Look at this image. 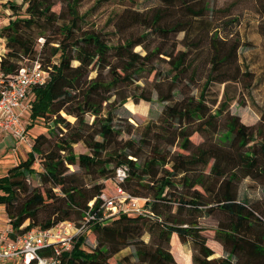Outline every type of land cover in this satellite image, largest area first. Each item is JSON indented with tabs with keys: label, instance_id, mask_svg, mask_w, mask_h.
Masks as SVG:
<instances>
[{
	"label": "trees",
	"instance_id": "trees-1",
	"mask_svg": "<svg viewBox=\"0 0 264 264\" xmlns=\"http://www.w3.org/2000/svg\"><path fill=\"white\" fill-rule=\"evenodd\" d=\"M27 4L26 16H17L11 19L9 24L2 28L1 36L6 39L7 53L2 59V68L6 74L16 73L23 65L25 58L33 59L36 51V39H44L42 51L50 47V58H59V63L50 62V80L47 84L34 87L36 98L33 102L31 113V125L39 119H52L56 126L60 123L71 127L59 111L63 105L76 102V91L83 90V100L67 109V114L75 115L78 128H73L71 134L61 141H54L55 132L49 136L41 134L35 139L32 150L27 158L18 165L9 169L7 175L0 177V205L5 207L12 225L15 238L34 227L50 228L62 221L79 222L88 203L94 197L103 192L102 185H96L90 191L82 190L76 184H69L67 164H78L90 169L100 171L102 178L108 179L109 174L115 172L118 167L128 168V177L123 187L132 195L150 197L151 209L154 215L162 222L151 218L136 216H121L103 226L95 225L94 233L98 235L99 244L92 252L85 248L86 237H81L73 250L64 254V261L67 264H108V257L117 254L127 247L135 238L143 236L145 228H153L157 234L155 239L156 249L141 254L143 263L148 264H172L175 263L169 246L173 234L177 233L183 243L193 241L197 243L199 254L194 258V264H264V211L255 206L247 198H238V183L243 177H251L260 180L264 177V121L257 126H249L242 123L240 117L228 115L226 131L219 134L218 118L222 117L223 109L212 113L206 103L205 92L212 83H227L230 81L239 82L241 69L239 66L238 51L240 41L230 42L215 34L209 39L211 49L210 71L201 92L199 99L186 98L177 103L168 104L164 109L165 122L169 125H178L179 133L173 135V140H179L180 149L187 151V154L177 153L169 159L155 146L151 148L150 155L142 162L141 146L136 147L134 140H128L126 146L119 153L112 152L115 149L114 138L121 135L120 131L112 125L110 115L101 121V129L97 133L100 141L89 140L85 128L89 127L85 115L91 113L96 117L95 123L101 119L102 104H97L91 98L95 93L105 87L99 82L98 77L92 81L88 88H80V79L88 75L92 70L99 72L110 67L121 69V73L113 71L111 86L131 83L137 74L147 70L146 60L153 51L148 50L146 56L135 52V48L143 43L148 37L144 33L136 36L126 37L123 42L110 45L107 42V35L101 32H82V24L86 15L80 14V4L83 0H65L69 16L67 23L59 24L60 17L54 12L52 0H23ZM165 5L172 6L181 4L194 18L204 15L207 9L194 10L191 8V0H161ZM11 9L17 15L21 6L11 4ZM136 14L133 15L135 21ZM164 17L155 14L151 18L149 28L156 26L157 32L164 36L186 32L187 25L183 23L172 27L158 26ZM118 22L114 27L118 31ZM59 26V37L49 35L50 27ZM188 32L185 34V41L188 40ZM187 50L180 51L175 56L172 52H161L170 58L172 71L175 79L192 67L186 62L189 58L191 48L184 45ZM158 51V50H157ZM116 56L119 63L112 64L111 57ZM34 60V59H33ZM78 61L79 65L74 67L72 62ZM152 71L154 69H151ZM168 97L163 101L172 100ZM145 101H150L143 98ZM93 101V102H92ZM264 117V114H263ZM203 136L218 133L216 142L208 139L200 145H194L192 137L195 134ZM84 141L91 149L92 154L77 155L74 152V145ZM129 148V149H128ZM107 152V157L103 153ZM64 152V154H63ZM240 152L243 159L247 161L249 173L243 177L236 165V153ZM40 161L42 171L35 167ZM169 168H165L169 163ZM197 166L211 168L209 174L190 175ZM159 167H164V174L155 178ZM40 173L42 182L45 185L51 184L44 193L37 189H31L29 180ZM179 184L182 192L178 190ZM200 186L205 193H201L195 187ZM60 191V194L57 193ZM23 193L24 200H20ZM176 204V205H174ZM20 205V206H19ZM176 206L177 212L172 213ZM187 206V207H186ZM201 207H205L202 210ZM175 208V207H174ZM188 208V209H186ZM44 209H51L48 218H40ZM187 216L183 219L185 212ZM212 215L216 212L224 214L227 222H222L215 231V239L219 241L227 256L213 258L214 251L207 246V239L200 235L201 230L197 227L193 217L196 214ZM261 213V215H260ZM44 217L46 215H43ZM28 221V223H26ZM151 222L152 224H150ZM184 225H188L185 227ZM91 235V234H90Z\"/></svg>",
	"mask_w": 264,
	"mask_h": 264
},
{
	"label": "rangeland",
	"instance_id": "rangeland-1",
	"mask_svg": "<svg viewBox=\"0 0 264 264\" xmlns=\"http://www.w3.org/2000/svg\"><path fill=\"white\" fill-rule=\"evenodd\" d=\"M23 0H8L3 4V10L6 18L12 19L17 16L27 17L26 7L23 5ZM54 5V12L60 17L59 24L67 23L68 7L65 0H52ZM11 4L21 6L17 15ZM191 8L194 10L207 9L204 15L199 18H194L192 14L186 11L181 4L167 6L161 0H83L80 4V14L86 15V19L82 25V32L95 31L107 35V42L110 45H116L123 42L126 37L136 36L138 39L144 33H148V37L143 39V43L135 48V52H139L142 56H146L148 50L153 51L146 60H140L141 63H147V70L137 74L135 80L131 83L118 84L111 86L113 80V71L116 70L121 73V69L114 68L110 70L107 67L105 70L99 72L92 70L88 75L82 76L80 79V88L85 89L91 86L92 81L97 77L99 82L104 83L105 87L101 88L99 92L91 98L95 103L102 104L101 119L95 123L96 117L91 113L85 115L86 122L89 127L85 128L86 136L89 140L92 138L100 141L101 137L97 133L101 129V121L106 119L108 115L112 118V125L119 130L121 135L114 138L115 144L112 152L119 153L128 144L126 141L134 140L136 147L141 146L142 162L150 155L151 148L156 147L161 150L163 154H167L169 159L173 158L177 153L187 154V151L180 149L179 140L174 142L173 135H177L180 131L178 125H169L165 122L164 109L168 104L177 103L179 101L190 99H199L202 90L204 89L207 77L210 71L211 49L209 46V39L218 34L224 40L233 42L240 41L241 46L238 51L239 66L241 69V77L239 82L227 83H212L208 86L205 92L206 103L210 107L212 113L219 109H223L221 118H218L219 134L226 131V123L228 115H235L240 117L242 123L249 126H257L262 120L264 121V0H191ZM136 14L135 21L133 15ZM155 14H161L164 17L158 26L172 27L176 24L183 23L187 25L188 40L185 39L186 32L173 33L164 36L157 32L156 26L149 28L151 25V18ZM118 22V31L114 24ZM4 28V27H3ZM48 34L56 38L59 37V26L50 27ZM41 37L36 39V51L38 54L33 59L25 58L22 65L32 67L36 61L45 65L54 62L51 56L50 47L46 48L45 55L40 54L42 51ZM189 45L191 48L189 58L186 62V67L192 63V67L181 75L180 78L175 79V73L172 71L170 58L161 52H172L175 56L180 51H185L187 48L184 45ZM158 50V51H157ZM58 61V59H55ZM112 64L119 63L116 56L111 57ZM73 66L79 65L78 61L72 62ZM44 67V66H43ZM46 68V67H44ZM51 68V67H48ZM52 69V68H51ZM151 69H154L153 71ZM86 90V89H85ZM83 90L78 91L76 102L73 104L63 105L59 114L66 119V122L71 125L70 128L66 124L60 123L56 126L52 119L38 120L33 127L31 125L30 108L26 112L23 121H25L28 130V143L24 145L23 153H18L16 162L7 163L6 167L11 168L15 163H20L27 158L31 151L30 147L35 143V139L41 134L47 136L51 132H55L54 141H61L68 137L73 128H78V118L73 114H67V109L73 107L78 102L83 100ZM172 97V100L163 101L164 99ZM36 98L35 92L32 91L27 100L30 103ZM147 98L150 101H145ZM80 100V101H79ZM92 101V102H93ZM133 103L136 105V112L131 111L127 104ZM29 104V103H28ZM218 133L213 136H203L195 134L192 137L194 145H200L207 139L213 142L217 141ZM129 149V148H128ZM74 152L79 156L81 154L91 155L92 151L84 141H80L74 145ZM106 151L103 157H107ZM64 154V152H63ZM172 163L165 166L169 168ZM236 165L239 174L243 177L244 173H249L247 161H245L240 152L236 153ZM38 171H42L40 161L35 165ZM68 171L66 174L70 177L69 184H76L82 190L87 192L96 185H102L103 191L114 193L115 172L109 174L108 179L100 176L98 169L92 168L90 172L78 164H67ZM195 170L189 173L190 175L209 174L211 168H202L197 166ZM158 174L155 178H160L164 174V167L157 169ZM40 173L34 175L29 180L31 189H37L44 193L46 188L52 185L42 182ZM3 173H0V175ZM238 185V198H247L256 207L264 211V177L260 180H254L251 177H243ZM195 189L201 193L205 191L197 186ZM178 190H182L179 184ZM60 194V191H57ZM20 200H24L26 196L21 193ZM176 205V204H174ZM20 206V205H19ZM175 207V208H174ZM172 209V213H176V206ZM187 207V206H186ZM202 210L205 207H201ZM188 209V208H186ZM46 215L40 218H48L51 209H44ZM185 212V211H184ZM2 213V212H1ZM7 213V212H6ZM5 220L2 221L4 228H7L8 214H1ZM261 215V213H260ZM187 216L185 212L183 219ZM262 216V215H261ZM264 218V215L262 216ZM197 222V227L201 230L200 235L206 237L207 246L214 251L212 258H223L227 256L223 245L215 239V231L222 222H227L224 214L216 212L212 215L196 214L193 217ZM28 223V221L26 222ZM152 224L151 222H149ZM1 228V227H0ZM5 230V229H2ZM173 237L174 240H173ZM157 234L153 228H145L143 236L135 238L131 243L123 248L117 254H112L108 257V264H148L143 263L141 254L151 252L152 249L157 248L155 239ZM145 240V241H144ZM99 244L98 235L93 233L86 239L84 248L88 252H92ZM165 248L170 249L175 263L172 264H194V258L198 256L199 249L197 243L188 241L183 243L178 234L172 236L170 245ZM180 256L189 257L190 262L186 263Z\"/></svg>",
	"mask_w": 264,
	"mask_h": 264
},
{
	"label": "built area",
	"instance_id": "built-area-1",
	"mask_svg": "<svg viewBox=\"0 0 264 264\" xmlns=\"http://www.w3.org/2000/svg\"><path fill=\"white\" fill-rule=\"evenodd\" d=\"M4 39L0 31V46ZM4 56L0 53V134H9L19 145H25L28 130L23 118L31 107L27 98L34 87L47 84L52 69L36 61L32 67L23 65L16 73L8 75L2 68ZM125 176V170L119 169L118 180L123 181ZM97 200L100 206L95 211ZM145 213L140 199L119 189L118 194H102L91 201L79 222L68 220L50 228L34 227L13 238L15 231L8 218L7 228L0 231V264H67L64 254L71 252L81 237L92 234L95 224L103 225L120 215Z\"/></svg>",
	"mask_w": 264,
	"mask_h": 264
},
{
	"label": "crops",
	"instance_id": "crops-1",
	"mask_svg": "<svg viewBox=\"0 0 264 264\" xmlns=\"http://www.w3.org/2000/svg\"><path fill=\"white\" fill-rule=\"evenodd\" d=\"M6 1L8 0H0V31L2 30L3 27L7 26L10 20L12 19L11 17L6 18L4 16V12L8 13V10L5 11L3 10V4H5ZM0 53H3V55L7 53L6 39L3 40L0 46ZM24 150H25L24 145H19L17 141L13 138V136L9 134H0V173H3L0 175V177L7 175L10 169L6 167V164L12 163L14 161L16 162L17 154L23 153ZM18 164L15 163L12 167ZM1 212L4 213L5 215L7 214L5 207L2 205H0V227H1L0 231L2 229H5L2 222L5 220V218L1 215L2 214Z\"/></svg>",
	"mask_w": 264,
	"mask_h": 264
},
{
	"label": "flooded vegetation",
	"instance_id": "flooded-vegetation-1",
	"mask_svg": "<svg viewBox=\"0 0 264 264\" xmlns=\"http://www.w3.org/2000/svg\"><path fill=\"white\" fill-rule=\"evenodd\" d=\"M55 59H58V61L55 60ZM58 63H59V58H58V57L54 58V64H58ZM50 78H51V76H50ZM49 80H50V79H49ZM48 82H49V81H48ZM48 82H47V83H48ZM33 102H34V101L31 102L30 111H32ZM30 120H31V119H30ZM39 120H45V119H39ZM37 121H38V120H37ZM32 147H33V146H32V144H31V147H30L31 150H32ZM119 169H124L125 172H126V176H125V178H124L123 181H119L118 178H117V174H118V170H119ZM127 177H128V168H127L126 166L118 167L117 170H116V174H115V176H114V178H113V179H114V184H115V191H114V193L110 194V193H108L107 190H106V192L103 191L100 195H102V194H108V195L118 194V193H119V189H121V190L124 191L125 193L130 194L131 196L140 199V203H141V205H142V206L144 207V209L146 210V213H145V214H139V215H125V216H131V217H132V216H136V217H143V218H151V219L157 221L158 218L154 215V213H153V211H152V209H151V199H150V197H141V196H135V195H132L130 192H128V191L123 187V184L126 182ZM100 195L94 197L92 200L89 201V203H90L91 201H93L95 198L99 197ZM89 203H88V209H89ZM99 206H100V203H99V201L97 200V202H96L95 205H94V210L97 211V209L99 208ZM88 209H87V210H88ZM87 210H85V212H86ZM85 212H84V215H85ZM121 216H124V215L117 216V217L113 218L112 220L107 221L105 224H108V223L112 222L113 220H115V219H117V218H119V217H121ZM158 221L162 222L161 219H158ZM105 224H103V225H105ZM95 225L103 226L102 224H95ZM95 225H94V226H95ZM184 226L187 227L188 225H184ZM93 230H94V228H93ZM93 233H94V231L92 232V234H93ZM174 238H175V237H173V240H174ZM144 241H145V240H144ZM214 254H215V253H214ZM212 256H213V255H212ZM212 256L210 257V259H213Z\"/></svg>",
	"mask_w": 264,
	"mask_h": 264
},
{
	"label": "bare ground",
	"instance_id": "bare-ground-1",
	"mask_svg": "<svg viewBox=\"0 0 264 264\" xmlns=\"http://www.w3.org/2000/svg\"><path fill=\"white\" fill-rule=\"evenodd\" d=\"M127 107L131 110V111H133V112H136V105L135 104H133V103H129V104H127ZM181 258H183V261L184 262H186V263H188V262H190V259H189V257H184V256H180Z\"/></svg>",
	"mask_w": 264,
	"mask_h": 264
}]
</instances>
